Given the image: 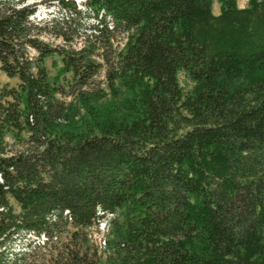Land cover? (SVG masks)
<instances>
[{"label":"trees","instance_id":"1","mask_svg":"<svg viewBox=\"0 0 264 264\" xmlns=\"http://www.w3.org/2000/svg\"><path fill=\"white\" fill-rule=\"evenodd\" d=\"M23 1L0 0V264L29 232L48 264H100L108 214L114 264H264V0H87L85 28L54 0L73 17L46 22L55 45Z\"/></svg>","mask_w":264,"mask_h":264},{"label":"rangeland","instance_id":"2","mask_svg":"<svg viewBox=\"0 0 264 264\" xmlns=\"http://www.w3.org/2000/svg\"><path fill=\"white\" fill-rule=\"evenodd\" d=\"M74 1L78 8H81L83 11L87 9L84 6L87 0ZM236 2L238 7H244L246 6L247 0H236ZM31 3L36 4L35 12L32 14V20H34L35 22H40V24L44 26V28H42L41 39L49 42L52 45L63 43L61 37L55 36L54 33L49 30L46 22H48L51 18L72 19V15L68 11L62 9L54 0L23 1V4ZM220 7L221 4L218 0H212L211 11L213 14H219ZM78 20L81 23L82 27L85 28L89 23H92L94 21L93 13L88 9L87 11L82 12L81 15H79ZM125 36V33H116L112 40V48L116 51L122 48ZM73 44L79 45L77 37L73 40ZM29 53L31 55L35 54V52L31 49H29ZM95 59L102 62L99 56H96ZM43 62L51 77L58 73V69L61 65L60 57L58 54L54 53L50 56H47ZM69 76L70 73L66 72L64 74H61L59 78L60 85L65 86V90L67 91L70 90L69 85H67L69 83ZM178 79L184 91H187L191 86V82L187 80L182 73H178ZM66 80L68 81V83L66 82ZM15 82V78L7 76L0 69V86H12L15 84ZM87 87L95 88L100 91L101 101H107V99H110V91L104 78V67L91 79V82ZM60 97L65 99L66 101H70L73 99L75 101L74 103L77 104V99H74L71 95H60ZM7 142L12 149L19 147L18 145H16L17 143L13 142V140L9 137L7 138ZM108 217H110V215L107 216V219L101 218L88 230V234L92 243L98 249L100 264H114V251L112 248L107 246V241L103 242L110 237V232H108ZM4 251L8 261L10 262L16 261L19 264H29L31 262H36L37 264H48L46 259L53 250H51V248H48V246L43 245V243L41 242V238L37 239L33 234L27 233L16 236L13 240V243L9 246H6V249Z\"/></svg>","mask_w":264,"mask_h":264},{"label":"built area","instance_id":"3","mask_svg":"<svg viewBox=\"0 0 264 264\" xmlns=\"http://www.w3.org/2000/svg\"><path fill=\"white\" fill-rule=\"evenodd\" d=\"M104 242V241H103Z\"/></svg>","mask_w":264,"mask_h":264}]
</instances>
